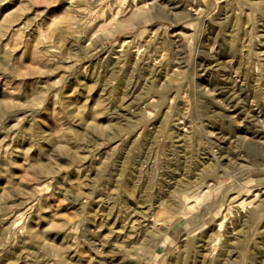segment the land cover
<instances>
[{
  "label": "rangeland",
  "instance_id": "374dc122",
  "mask_svg": "<svg viewBox=\"0 0 264 264\" xmlns=\"http://www.w3.org/2000/svg\"><path fill=\"white\" fill-rule=\"evenodd\" d=\"M0 264H264V0H0Z\"/></svg>",
  "mask_w": 264,
  "mask_h": 264
},
{
  "label": "bare ground",
  "instance_id": "6f19581e",
  "mask_svg": "<svg viewBox=\"0 0 264 264\" xmlns=\"http://www.w3.org/2000/svg\"><path fill=\"white\" fill-rule=\"evenodd\" d=\"M138 15H139V14H138ZM161 207H163V205H162ZM170 209H171V210H172V209L174 210L173 207H171ZM168 210H169V209H168ZM169 211H170V210H169ZM172 212H174V211H172ZM183 213H184V212H183ZM173 214H174V213H173ZM173 214H172V215H173ZM175 214H176V213H175ZM169 215H170L169 217H171V214H169ZM164 216H165V215H164ZM162 218H163V217H162ZM168 219H169V218H168ZM168 219H167V220H168ZM162 221H163V220H162ZM162 221H161V222H162ZM159 222H160V221H159ZM163 222H164V221H163ZM163 222H162V223H163ZM149 223H153V222H150V221H149ZM165 223H166V222H165ZM147 224H148V223H147ZM148 225H149V224H148ZM159 236H161V235H159Z\"/></svg>",
  "mask_w": 264,
  "mask_h": 264
}]
</instances>
